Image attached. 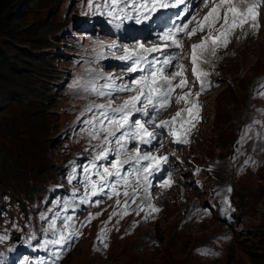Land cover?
I'll use <instances>...</instances> for the list:
<instances>
[{
    "label": "rangeland",
    "instance_id": "374dc122",
    "mask_svg": "<svg viewBox=\"0 0 264 264\" xmlns=\"http://www.w3.org/2000/svg\"><path fill=\"white\" fill-rule=\"evenodd\" d=\"M92 3L93 0H0L3 54L14 55L8 56L13 63L21 51L40 55L38 60L27 58L26 67L16 65L25 75L2 69L5 76L0 82V191L10 192L13 197H21L25 191L53 180L65 160L85 146L87 135L80 132L78 118L86 113L90 100L80 91L69 95L65 90L64 95L55 87L62 77H67L62 70H72L61 58L69 47L73 26L93 14L89 7ZM197 5L203 4L200 0L194 3L190 13L196 16L193 24L196 21L205 25L206 12L201 14ZM222 23L220 19L203 26L204 31L186 36L183 48L177 49L183 56L179 62L183 65L185 58L193 56L191 46L208 37L203 47L195 49V66L199 74L208 72L217 86L205 97V120L195 130V142L175 150L170 169L176 184L160 187V182L152 181L150 187L146 186L148 192L142 195L160 206L161 213L148 215L147 220L144 214L129 215L107 248L102 244L95 247L88 232L62 264H261V260L254 261L250 255L264 253V96L257 94L264 79V8L255 21L232 31L226 47L225 36L221 38ZM253 23L258 26L255 33L250 27ZM78 35L84 44L100 40L91 32ZM211 37L221 40L213 43ZM213 48L216 56L210 57ZM209 59L211 62H206ZM185 65L194 66L190 62ZM44 70V75H38ZM82 70L74 68V73ZM178 70L182 75L176 76L172 84H180L182 79L186 83L174 87V94L192 93L191 71H184V66ZM172 71L170 67L167 73ZM75 81L72 79L69 84ZM34 86L39 88L38 93L31 92ZM41 93L52 96L51 102L44 104ZM116 102L122 104L123 99ZM182 106L176 105L172 112ZM150 151L165 155L174 149ZM191 161L218 162L220 183L232 185L238 212L243 214V224L235 231L204 211V194L192 189ZM152 171L156 172L152 168L151 175ZM221 234L230 237L222 255L200 257L197 247L210 245Z\"/></svg>",
    "mask_w": 264,
    "mask_h": 264
},
{
    "label": "snow or ice",
    "instance_id": "6c2138e0",
    "mask_svg": "<svg viewBox=\"0 0 264 264\" xmlns=\"http://www.w3.org/2000/svg\"><path fill=\"white\" fill-rule=\"evenodd\" d=\"M200 2L207 7L209 0H200ZM212 7L208 11V13L203 17L204 21H208L209 18H212L213 22L219 21L223 19L224 25L230 27L224 28V31L221 32V35L225 36L224 46H227L229 42L227 40V36L231 34V30L236 27H242L245 23L251 19L252 21L256 20L258 15V5L255 0H211ZM191 0H124V7L119 8L118 0H110V7L107 11H101L94 7L95 0L93 3L89 5L90 9H92L94 14H98L101 16H107L111 19L112 22L116 20H120L121 23L125 19H133L135 23L140 24L144 21H148L150 23H155L154 16L158 14V10H165L169 8H177L180 5L184 7L181 8V12H184V9L189 7ZM243 6V7H241ZM199 7V5H197ZM118 9V10H116ZM128 9H131V12L135 13V16L130 15ZM221 11H223V16H221ZM196 20V16L193 15L190 19L179 26L169 27L166 30H160L157 35V40L160 41L159 44L154 45L151 48H145L143 44L138 45V51L133 49L129 50L128 48H123L121 51L125 53V55L120 56L119 59L124 61H131L129 66L123 71L136 73L140 72L136 78H133L130 82L124 81L122 77L113 78L110 75H105L102 73H98L96 77H93L87 81H81V79H77L73 84L74 88H80L82 92L95 94L98 97H112L115 94L119 93H129L128 98H124L122 96H117V99H123V103L113 106L114 100L110 99L108 104L100 103L97 105H93L89 107V111H92L95 108L97 111L94 113V118H90L88 120L89 128L86 130L88 135L93 139L99 141L98 144L92 146V151L95 153L93 156L90 165L84 168V184L86 188H90V193L86 192L81 198V203H93L89 199V196H107L108 199H112V195L120 196L121 193L116 192V185L122 184L127 180L128 176H137L142 177L143 181L147 183L148 187L151 186V181L148 180L147 176H144V173H152L149 172L150 168H155L157 173L164 171L162 169L160 163H156L157 161L162 162L163 164H167L169 157L167 155H157L155 152L149 151L146 154L141 153V149L139 145L145 144L151 146L153 141L156 140L157 136L163 135L162 132H156L154 129H167V134L172 136L175 135V131L169 128V125L174 122L168 120H161L157 123V118L167 110V106L171 100V92L174 87H180L181 85L186 83V80L182 79L180 84L173 85L172 80L175 79L176 76L182 75L181 71L178 69H182L183 65L176 63L173 64L172 61L174 56L169 54L166 55L164 59H159L153 57L151 60L148 59L149 55L154 52H159L163 55V49H171L183 48V39L184 36L191 37L197 32V28H192L190 31H186L188 29L189 24L192 21ZM118 26V25H117ZM223 27V26H222ZM255 33L256 28L258 27L255 23L250 26ZM154 31H156L154 29ZM199 31H204V27L200 26ZM183 33L184 36H179L178 34ZM211 33H209V36ZM247 36V33L244 34ZM208 37H205L201 44H193L191 47L193 49L192 62L195 64L196 56L195 49L203 47L204 43H206ZM216 41L214 40L213 43ZM99 47L103 48L105 45H100ZM114 47V46H108ZM210 57L216 56V49L213 48L210 53ZM208 63L211 62L209 59L206 61ZM163 66L172 67L173 71L169 73H165ZM92 70H89L91 73ZM158 74L161 79H157ZM193 74L196 80H199L200 75L207 76L208 72H201L199 75L196 73V69L193 68ZM103 79L105 81L104 84L98 85L97 80ZM120 80V83H117V80ZM201 91L207 89V82H201L200 84ZM201 93L197 92L196 97L198 99ZM260 96H264V85L261 86V90L257 93ZM191 92L186 93L184 96H177L176 103L179 104L181 101H186V97L190 96ZM193 107L197 109V115L200 110V105L193 102ZM151 109V111H149ZM139 113L140 117H147L146 121H142L141 118H137L132 120L131 117ZM180 113L177 112L176 116H179ZM191 127H195L193 124ZM151 129V130H150ZM190 131V129H187ZM119 133V135H117ZM130 142H134L136 147L129 150L128 144ZM190 141L187 139V136L183 139H176L174 143L177 144H187ZM158 147L162 146V141L158 142ZM109 154L115 157L114 160H109ZM121 156H126L127 158L121 160ZM108 161L107 166L97 167V161ZM130 161H134L135 163L132 165L130 169L124 172L121 175L123 169V164H128ZM141 161H148L149 163L140 167ZM115 171H112V170ZM95 170V171H94ZM90 175H96L99 177V182L92 181L90 179ZM165 175L168 176V173L165 172ZM115 177V180L108 181L106 177ZM76 179L75 169L72 170V175L68 177L69 183ZM170 176L167 179H164L159 183L160 187H164L165 185H169ZM105 186L111 191L112 194L104 191ZM134 188L139 189L142 187L141 179H137ZM148 187H144L143 190L145 193L148 192ZM231 187H229L228 191L231 192ZM122 195L124 197H128L129 193L127 191L123 192ZM150 195V194H149ZM76 197V193L73 192V198ZM147 198V197H146ZM136 193H133L132 200L125 202V208H127L129 203H135ZM96 204H99L100 201H95ZM116 204L119 205V199L116 200ZM66 206H71L68 203ZM152 212H159L161 209L149 206ZM139 211H143V205L138 206L137 215H139ZM118 213L113 212L112 215H117ZM129 214L125 211L121 216ZM99 215V214H98ZM151 215V212L148 214ZM148 215L145 216V220L148 219ZM94 217L89 216L87 221L90 223ZM46 219V218H45ZM56 221L53 220L49 224V230L52 232L54 239H47L44 241V244L59 246L64 251L69 250L73 246V241L78 238L81 233L77 231H69L67 234L64 231H60L55 227ZM71 225V218H65L63 228L68 229ZM17 230H20L17 228ZM106 234L102 230V234L98 239L100 242H103V235ZM34 238V237H30ZM9 239L8 235H0V243H3ZM107 244L104 245L107 248ZM207 254V253H203ZM56 259L61 258V254L59 252L54 253Z\"/></svg>",
    "mask_w": 264,
    "mask_h": 264
},
{
    "label": "clouds",
    "instance_id": "9594fccd",
    "mask_svg": "<svg viewBox=\"0 0 264 264\" xmlns=\"http://www.w3.org/2000/svg\"><path fill=\"white\" fill-rule=\"evenodd\" d=\"M192 183V189L194 191L199 190L202 194H204V199L202 202L203 209L206 213L214 217V219L222 222L230 231H235L238 226L243 224V214L238 212V205L236 201H234L233 187L231 184H226L223 188H225V192L221 195H218L212 202H209V198L211 194L207 193L206 188L196 189L195 183ZM221 184L219 176L212 182H207L205 185L210 188H216ZM228 186V187H227ZM229 187H231V192L228 191ZM208 210V211H207ZM233 235V234H232ZM230 240L229 235L221 234L218 237L213 238L211 244H202L197 247V253L200 257H220L222 253L225 251V244ZM207 253V254H203Z\"/></svg>",
    "mask_w": 264,
    "mask_h": 264
},
{
    "label": "trees",
    "instance_id": "16d2710c",
    "mask_svg": "<svg viewBox=\"0 0 264 264\" xmlns=\"http://www.w3.org/2000/svg\"><path fill=\"white\" fill-rule=\"evenodd\" d=\"M1 15L2 13L0 12V18H1ZM6 35V34H5ZM10 46V45H9ZM38 46H41V47H46L47 45H38ZM19 57H17L16 59L18 60L17 62L13 63L10 58L8 56H14V55H7L6 53L3 54V52L1 51V47H0V82H2L4 80V76L5 74H3V71L2 69L4 70H7L8 72L11 71V72H14V73H19V72H22L24 75H25V72L24 70H21L19 69L16 65L19 64L20 67H26V59L28 58L29 60H38L40 57V55H34V54H31V53H24V52H19ZM41 60V59H40ZM46 69V68H45ZM47 71L44 70V71H40L38 72V75H44V73H46ZM45 78L47 76H44ZM31 92L32 93H38V90L39 88H36L35 86L34 87H31ZM3 91V90H2ZM5 92V91H3ZM5 94H8V92H6ZM42 94V93H41ZM43 95V103L46 104V103H50L51 102V99L52 96H46L44 94ZM42 95L39 97V99H41ZM32 101V100H31ZM29 103V106L31 107L33 104ZM38 103V102H36ZM37 104H35L36 106ZM33 108V107H32ZM1 167V166H0ZM251 258L254 260V261H258V260H261V264H264V253H257V252H253L251 255Z\"/></svg>",
    "mask_w": 264,
    "mask_h": 264
},
{
    "label": "bare ground",
    "instance_id": "6f19581e",
    "mask_svg": "<svg viewBox=\"0 0 264 264\" xmlns=\"http://www.w3.org/2000/svg\"><path fill=\"white\" fill-rule=\"evenodd\" d=\"M196 1H199V0H191V3L189 4V7L188 8H186V9H184V11L186 12V15H185V18L183 19V20H180V19H176V20H174V21H172L171 22V24H174V25H177V26H179V25H181L184 21H188L189 19H190V13H191V11H192V9L194 8V3L196 2ZM213 5H212V2H211V0H209V3H208V6L207 7H205L204 5H201L200 7H199V10H200V13L201 14H203L202 12L204 11V12H206V14L208 13V11H209V9L212 7ZM184 6L183 5H180V6H178L177 7V11L178 12H180L181 11V8H183ZM204 7V8H203ZM241 7H243V6H241ZM207 10V11H206ZM205 14V15H206ZM221 16H223V13H222V15ZM154 19H155V17H154ZM195 23H196V21H195ZM194 23V24H195ZM213 23V20H212V18H209V20L208 21H206V23H205V25H197V26H208V25H213L212 24ZM191 24H193V21H192V23ZM191 24H189V25H191ZM164 27H165V22L164 21H162L159 25H157V26H153V23H150L149 22V31H148V33L147 34H145L144 36H143V38L144 39H147V38H149V37H151V34L153 35V36H155V37H157V35H158V32L160 31V30H162V29H164ZM154 29L156 30V31H154ZM189 30V28L186 30V31H188ZM139 35V34H138ZM181 36H184V34L182 33V35ZM186 37V36H185ZM184 37V38H185ZM224 36L222 35V37L221 38H223ZM135 46V44H134V42H129V44H127L126 45V47H129V46ZM214 45V44H213ZM198 53V52H197ZM196 53V54H197ZM175 57V56H174ZM178 60H177V58H174L173 59V61H172V63L173 64H175L176 62H177ZM217 64H219L218 62H217ZM164 67V71L165 72H168L169 71V66H163ZM154 170H155V168H153ZM153 172V171H152ZM153 173H156V172H153Z\"/></svg>",
    "mask_w": 264,
    "mask_h": 264
}]
</instances>
